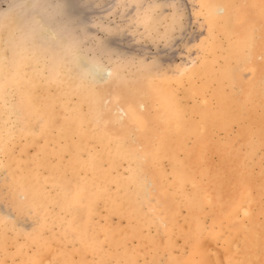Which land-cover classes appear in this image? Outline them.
Returning a JSON list of instances; mask_svg holds the SVG:
<instances>
[{
    "label": "rangeland",
    "instance_id": "374dc122",
    "mask_svg": "<svg viewBox=\"0 0 264 264\" xmlns=\"http://www.w3.org/2000/svg\"><path fill=\"white\" fill-rule=\"evenodd\" d=\"M69 1L0 0V264H264V0Z\"/></svg>",
    "mask_w": 264,
    "mask_h": 264
},
{
    "label": "bare ground",
    "instance_id": "6f19581e",
    "mask_svg": "<svg viewBox=\"0 0 264 264\" xmlns=\"http://www.w3.org/2000/svg\"><path fill=\"white\" fill-rule=\"evenodd\" d=\"M74 1V0H73ZM73 1H69L68 2V5H70V7H73L74 5H75V2L77 1V0H75L74 2ZM206 2V1H205ZM86 3V2H85ZM209 4H211V3H209ZM216 5H218V4H216ZM211 6H214V5H211ZM77 7V6H76ZM221 11V10H220ZM71 13H72V11H71ZM70 13V15H72ZM222 13V12H221ZM74 16V15H73ZM232 27V26H231ZM239 27H240V25H239ZM244 27V26H243ZM229 28V27H228ZM227 29V28H226ZM46 34V33H45ZM250 36V35H249ZM239 54V53H238ZM246 56V55H245ZM261 56V55H260ZM240 59H241V57H240ZM96 62V61H95ZM83 64H84V61H83ZM101 65V64H100ZM98 63H95V64H92V65H84L85 67H87L88 68V71H89V73H93L94 75L97 73H99V71H101L102 69H101V66H100ZM6 67V66H5ZM3 69V68H2ZM101 69V70H100ZM111 70V69H110ZM110 70H108V69H106L105 71L103 70L102 71V74H98L99 75V77L101 76L102 78H107V77H109L110 75ZM232 71H234V70H232ZM96 74V75H97ZM92 76V75H91ZM95 77V76H94ZM14 79V78H13ZM13 79H11V82L13 81H15V80H13ZM108 79V78H107ZM17 80V79H16ZM96 80V79H95ZM104 80H106V79H104ZM18 81V80H17ZM17 83V82H16ZM14 85H16L15 83H14ZM69 88V87H68ZM67 89V88H66ZM81 89V88H80ZM12 91V90H11ZM65 91V90H64ZM262 91V90H261ZM71 92V91H70ZM32 93V92H31ZM66 94V93H65ZM69 94V93H68ZM71 94V93H70ZM66 96V95H65ZM1 99V98H0ZM36 99V98H35ZM50 101V100H49ZM57 101V100H56ZM142 106V105H141ZM44 107V106H43ZM13 111V110H12ZM7 112V111H6ZM140 115V114H139ZM42 117V116H41ZM48 118H49V116H47ZM51 117V116H50ZM48 120H51V119H48ZM143 121V120H142ZM141 121V122H142ZM18 122V121H17ZM146 126V125H145ZM48 127V126H47ZM10 131V130H9ZM146 133V132H145ZM154 134V133H153ZM144 136H146V135H144ZM143 136V137H144ZM85 138V137H84ZM142 138V137H141ZM9 142V141H8ZM143 142V141H142ZM4 145H6V144H4ZM154 146V145H153ZM201 150V149H200ZM202 151V150H201ZM86 154V153H85ZM13 164V163H12ZM147 164V163H146ZM14 167V166H13ZM140 172V171H139ZM91 177V176H90ZM92 178V177H91ZM93 179V178H92ZM137 179H138V177H137ZM91 180V179H90ZM93 180H96V179H93ZM35 181V180H34ZM91 182V181H90ZM139 182V181H138ZM140 183V182H139ZM148 183V182H147ZM138 184V183H137ZM23 185H24V183H23ZM93 185H95V184H93ZM136 185V184H135ZM82 188H80V190H81ZM203 189V188H202ZM201 189V190H202ZM66 190V189H65ZM200 190V189H199ZM30 192V191H29ZM28 192V193H29ZM33 192V191H32ZM66 192H68V191H66ZM26 193V192H25ZM27 193V194H28ZM204 193V192H203ZM73 194V193H72ZM29 195V194H28ZM70 195V194H69ZM71 196V195H70ZM77 197V196H76ZM208 197V196H207ZM31 198V197H30ZM30 198H29V200H30ZM34 198V197H33ZM73 198V197H72ZM209 198V197H208ZM245 198V197H244ZM84 199V198H83ZM228 199V198H227ZM220 201V200H219ZM218 201V202H219ZM33 202V201H32ZM231 202V201H230ZM39 203V202H38ZM45 203V202H44ZM222 204V203H221ZM231 204V203H230ZM229 204V205H230ZM36 205V204H35ZM39 205V204H38ZM37 205V206H38ZM36 206V207H37ZM41 206V205H40ZM233 209H235V208H233ZM242 209V208H241ZM222 211V210H221ZM39 212H40V210H39ZM226 214V213H225ZM232 214H233V212H232ZM48 215V214H47ZM227 216V215H226ZM248 217V216H247ZM181 222V221H180ZM65 225V224H64ZM217 226V225H216ZM20 228V227H19ZM245 228H247V227H245ZM225 230V229H224ZM124 231V230H123ZM129 231V230H128ZM127 232V231H126ZM125 233V232H124ZM126 234V233H125ZM60 235V234H59ZM236 235V234H235ZM176 236V235H175ZM195 237V236H194ZM183 239V238H182ZM239 239V238H238ZM244 240V239H243ZM168 246V245H167ZM214 250V249H213ZM138 251V250H137ZM45 254V253H44ZM43 256H45V255H42V257ZM219 257V256H218ZM42 259V258H41ZM218 259H221V258H218ZM213 261V260H212ZM222 262H223V260H222ZM50 263V262H49ZM220 263H221V261H220ZM220 263H217V264H220Z\"/></svg>",
    "mask_w": 264,
    "mask_h": 264
},
{
    "label": "snow or ice",
    "instance_id": "6c2138e0",
    "mask_svg": "<svg viewBox=\"0 0 264 264\" xmlns=\"http://www.w3.org/2000/svg\"><path fill=\"white\" fill-rule=\"evenodd\" d=\"M110 75V74H109Z\"/></svg>",
    "mask_w": 264,
    "mask_h": 264
}]
</instances>
